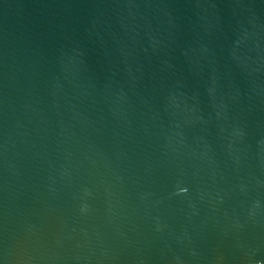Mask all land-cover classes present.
Here are the masks:
<instances>
[{
	"label": "water",
	"instance_id": "1",
	"mask_svg": "<svg viewBox=\"0 0 264 264\" xmlns=\"http://www.w3.org/2000/svg\"><path fill=\"white\" fill-rule=\"evenodd\" d=\"M0 264H264V0H0Z\"/></svg>",
	"mask_w": 264,
	"mask_h": 264
}]
</instances>
